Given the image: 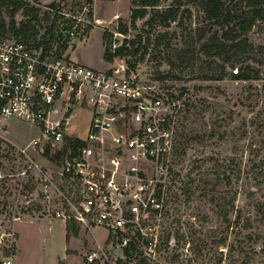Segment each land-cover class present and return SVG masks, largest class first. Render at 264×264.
<instances>
[{"label":"rangeland","instance_id":"1","mask_svg":"<svg viewBox=\"0 0 264 264\" xmlns=\"http://www.w3.org/2000/svg\"><path fill=\"white\" fill-rule=\"evenodd\" d=\"M160 2L164 9L175 0ZM202 3L181 0L182 10L191 12L181 13L169 26L162 18L149 24V13L135 27L131 0H25L24 5L41 9L40 29L51 25V9L75 18L66 51L75 62L109 70L131 61L141 76L158 80L188 105L181 138L184 157L176 166L180 177L168 188L170 211L164 225L163 240L170 237L176 246L162 243L163 263L264 264V22L250 33V46L243 43L221 58L209 57L201 45L213 26ZM2 16L11 20L6 10ZM24 19L21 10L15 20ZM126 25L128 35L120 33ZM125 39L133 40L140 52L107 63L105 45L116 49ZM248 67L259 71L257 80L233 79ZM77 114L74 130L84 134L90 113L77 109ZM7 131L21 147L41 133L37 125L15 119L7 122ZM15 156L0 154V167L17 169ZM39 188L33 174L0 182V264H87L88 252L104 242L107 232L92 234L77 226V235L68 231L38 202Z\"/></svg>","mask_w":264,"mask_h":264},{"label":"built area","instance_id":"2","mask_svg":"<svg viewBox=\"0 0 264 264\" xmlns=\"http://www.w3.org/2000/svg\"><path fill=\"white\" fill-rule=\"evenodd\" d=\"M5 10L0 0V154L15 153L18 168L0 167V182L33 174L37 200L49 215L92 234L106 231L87 264H165L181 96L125 64L96 70L59 56L56 45L35 48L22 37L3 36ZM77 109L90 113L84 134L73 127ZM13 119L37 125L40 136L16 145L7 131Z\"/></svg>","mask_w":264,"mask_h":264},{"label":"trees","instance_id":"3","mask_svg":"<svg viewBox=\"0 0 264 264\" xmlns=\"http://www.w3.org/2000/svg\"><path fill=\"white\" fill-rule=\"evenodd\" d=\"M38 1V0H34ZM66 1V0H63ZM90 1V0H89ZM133 9L130 19L132 27L136 26L137 21L145 19L151 13L148 23L151 24L158 18H162L167 26L171 22H176L180 14L191 12L190 9L182 10L181 0H175L174 3L164 9H160V0H131ZM25 0H4L6 12L11 13V20L6 22L2 19L1 33L3 36L22 37L27 42H31L33 47L45 49L57 47L59 56L66 53L69 48V32L73 30L75 19L68 18L65 13L51 9L53 12V20L49 27L40 29L37 27L41 9L39 7L27 8L24 5ZM51 4L49 7L53 8ZM23 10V16L28 18L21 22L15 20V16ZM202 11L207 20L213 26L212 33L206 37L201 45L202 51L209 57L221 58L224 53H228L239 48L243 43L250 46V33L259 24L264 22V0H203ZM129 26H124L120 29V33L128 35ZM141 39V37H139ZM107 41V34L104 35V42ZM135 42L130 39H125L123 44L116 49L112 46L105 45L104 59L107 63H112L115 58L134 57L139 52V48H134ZM146 54V51L144 55ZM129 67L134 68V64L129 61ZM232 68H237L233 66ZM255 74V76H252ZM259 71L252 67H248V71L239 69L236 74H233V79L239 81L257 80ZM185 105V103H184ZM188 107V105H185ZM187 109L184 110L187 111ZM183 132L179 134L178 140V160L184 157ZM180 173L176 170L173 172V179H178ZM170 189V188H169ZM169 192V191H168ZM68 231L78 234L75 230L76 226L68 224ZM170 237L164 239L167 245H170ZM163 242V243H164Z\"/></svg>","mask_w":264,"mask_h":264}]
</instances>
